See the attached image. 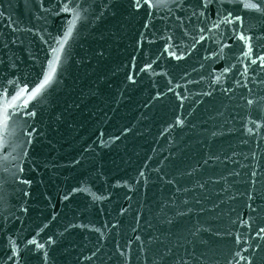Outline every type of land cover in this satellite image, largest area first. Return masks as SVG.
<instances>
[{"label":"water","instance_id":"95a60500","mask_svg":"<svg viewBox=\"0 0 264 264\" xmlns=\"http://www.w3.org/2000/svg\"><path fill=\"white\" fill-rule=\"evenodd\" d=\"M0 264H264V0H0Z\"/></svg>","mask_w":264,"mask_h":264},{"label":"snow or ice","instance_id":"6c2138e0","mask_svg":"<svg viewBox=\"0 0 264 264\" xmlns=\"http://www.w3.org/2000/svg\"><path fill=\"white\" fill-rule=\"evenodd\" d=\"M50 79H51V76L49 75V77H46V78H45V81H44V83H45V84H47V83H48V81H49ZM41 87H43V85H42ZM36 91H37V92H39V91H40V89L38 88V89H36Z\"/></svg>","mask_w":264,"mask_h":264}]
</instances>
